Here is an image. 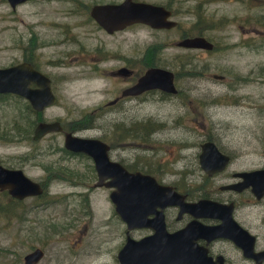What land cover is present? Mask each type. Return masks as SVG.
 <instances>
[{
	"label": "rangeland",
	"instance_id": "rangeland-1",
	"mask_svg": "<svg viewBox=\"0 0 264 264\" xmlns=\"http://www.w3.org/2000/svg\"><path fill=\"white\" fill-rule=\"evenodd\" d=\"M122 1L27 0L12 10L6 0H0V67L16 61L19 34L28 32L46 34L45 39L59 43L64 37L61 28L70 27L85 53L80 56V46L72 43L45 49L42 59L54 62L56 102L40 118L22 103L19 116L15 98L0 101V165L20 169L34 182H39L45 169L50 172L65 163L72 175L67 181L48 183L42 197L15 202L9 211L12 215L1 213L10 206V198L0 192V264H23V257L34 249L43 252L37 264H118L116 254L125 242V225L113 213L109 190L96 189L88 195V208L84 206L86 188L93 183L91 163L81 156L67 158L60 149L62 137L30 142L39 120H58L66 129L79 125L80 137L96 138L110 134L119 121L128 124L130 118L140 127L152 123L160 129L158 135L146 144L133 141L132 148L116 154L130 161H165L171 169L181 164L180 156L193 154L177 150L185 129L192 128L225 135L220 141L247 156L244 166L251 170L264 161V0H140L169 5L179 30L156 34L136 27L114 36L95 31L87 19V6ZM182 31L202 35L216 49L177 48L175 42ZM155 43L168 45L162 51L167 65L162 64L179 73L181 109H176V102L165 105L148 97L152 99L131 102L124 119L112 110L103 114L99 108L116 97L117 85L105 72L114 62L100 65V72L92 71L91 50L102 44L116 54L134 50L140 59L145 48ZM178 62L183 68L178 69ZM213 75L224 80L213 79ZM49 145L59 150H47ZM144 233L129 235L138 239Z\"/></svg>",
	"mask_w": 264,
	"mask_h": 264
},
{
	"label": "flooded vegetation",
	"instance_id": "flooded-vegetation-1",
	"mask_svg": "<svg viewBox=\"0 0 264 264\" xmlns=\"http://www.w3.org/2000/svg\"><path fill=\"white\" fill-rule=\"evenodd\" d=\"M26 2L27 0H25V2L21 3L20 5ZM148 4L162 7L163 9L169 11V19L172 20L173 12L169 5L153 3ZM95 5L102 4L95 3L89 8L87 6V19L88 21H91L92 25H94L95 31L101 32L107 36H114L128 29L136 27H143L149 31L155 32L156 34H162L172 29L177 31L179 30V26L175 21L176 26L171 29H153L147 25L134 24L125 27L122 30L107 33L90 17V10ZM20 22L21 24L24 23L22 21ZM60 32L64 34V37L59 40V43H52L53 40L45 39L46 34L41 36L39 32L38 34L34 32L23 33L21 35L19 34L20 38L16 45V61H12L7 66L0 67V70L12 67L20 68V66H22L28 72L38 73L47 80L48 88L56 99V78L51 72V67L54 62L50 58L44 60L42 59L45 49L56 47L58 45L60 47L65 46L67 43L80 46L77 38L72 34L70 27H63L61 28ZM68 35L72 36L69 37ZM195 36L203 37L200 34ZM195 36H190L189 34L183 32L179 34L178 40L175 42V46L177 47V43L182 39ZM48 39L50 38L48 37ZM165 47H168V45L157 43L149 45L147 48H145L142 57L137 59L134 50H127L124 54H116L104 49V45L96 44V46L90 52L93 53V59L95 60V64L89 65L91 66V70L96 73L100 72L98 71V67L100 65L105 64L106 62H114V64L108 68H105V72L107 77L114 81L117 85L115 95L116 97L106 104H103L99 108L103 114L110 113L112 110V113H116L120 118L124 119L127 115L126 109H128V106L131 102H143L144 100L148 101L149 99H152L148 97H153L155 98L156 103L165 105L176 102V109H181L183 106V90H181V88L176 83L179 73L170 71L168 67H165L162 64V62L165 63V58H163L162 53ZM185 50L204 52V50L199 49ZM78 53L80 56L85 54L81 46L78 50ZM183 66V63L178 62V69L183 68ZM150 69H159L169 72L172 75V83L175 88L174 93L166 92L160 89H150L137 96L123 95L125 90L133 87L137 83L138 79ZM23 78L29 82V89H40L37 83L31 81V74L26 73ZM212 78L219 81L224 80V77L217 75H213ZM17 79L20 84V70L19 74L17 75ZM7 98H15L18 101L19 116L20 103L24 104L27 109L29 107L30 111L39 116V118L41 117L42 113L50 108L47 107L40 112H35L31 109L30 103L20 95H14L10 93L0 94V101H3ZM130 119L132 121L128 124L123 123V121H119L116 124L115 129L110 134L103 133L98 138L87 136L80 137L77 132H79L82 128H80L79 125H74V128L69 127L66 129L58 120H39L36 122L29 139L30 142L39 143L52 135L62 137V146L59 147L67 158L81 156L85 157L91 163L93 183L86 188L83 198L86 209L89 205V194H93L96 189H106L110 191L108 193L109 198L112 189L105 188L104 186H96V184L99 182L98 175L90 157L82 153H73L65 149L64 135L66 133L75 137L95 139L104 143L108 147L107 156L111 162L119 164L131 174H140L142 176L149 177L156 185L169 187L172 189V191L177 193L179 200H177L176 204L168 205L162 208L158 205L148 208V212L151 213L147 215L146 220L149 223H152L155 219H157V221L162 219L167 233H175L177 231L183 230L189 225L204 228L218 227L220 229V237L212 239V235L207 233L196 240V244L207 249L208 255L212 257L214 261H221L223 264H264V161L260 162V166L254 170H251L249 166H244V163L246 162L244 159L247 156H244V154L238 150L236 146L228 145L226 147L222 143V140L220 141V137L225 135L215 133V130L208 128L185 129L186 136H183L185 139L178 142L177 150L179 153L183 151H192L193 154L189 158L185 154L180 156L183 161L176 169H171V167L168 166V162L165 161L125 160L116 153H121L125 150V148H130V144L133 141L137 142V140H139L142 142V144H146L148 141H150V139H152V137L158 135L161 132L159 128H154L152 126L147 128L148 130H145L138 126V124L134 121L135 119ZM53 122L59 123L61 127L60 132H51L44 135L39 140H33V131L39 123ZM16 132L20 137V130L18 132L16 129ZM207 145H213L214 147L208 146L207 149H203V147ZM47 150L56 151L59 150V148L54 145H49ZM112 153L116 155V158L111 156ZM33 157L34 154L28 158ZM224 159H226V161ZM65 164L67 165L68 163ZM66 165H60L62 168L58 167L50 170V172H47L46 169L44 170V176L40 178L39 182H35L43 189L41 196L45 195V189L48 183L52 181H67L70 179L72 175L69 173H71V171L70 168L66 167ZM169 165L171 166L172 164ZM254 171H260V174L253 178L247 175ZM109 181L110 178H107L101 183L106 184ZM113 213L118 218V220L121 221L119 216L114 211V206ZM130 232H145L143 236L139 237L138 239H134L140 240L143 237L151 235L153 230L150 228H135ZM250 247L253 248L254 255H257L256 258L247 257L245 255V250L249 249Z\"/></svg>",
	"mask_w": 264,
	"mask_h": 264
},
{
	"label": "water",
	"instance_id": "water-1",
	"mask_svg": "<svg viewBox=\"0 0 264 264\" xmlns=\"http://www.w3.org/2000/svg\"><path fill=\"white\" fill-rule=\"evenodd\" d=\"M14 9L25 0H6ZM90 17L107 33L124 29L134 24L147 25L153 29H171L176 23L169 19L170 12L162 7L144 2L123 0L119 4L95 5L90 10ZM185 49L212 51L213 43L203 37L184 38L177 43ZM20 70V84L17 75ZM28 73L39 90L28 88L29 82L23 78ZM150 89H160L174 93L172 75L164 70L150 69L140 77L137 83L124 91L123 95L137 96ZM10 93L26 99L35 112H40L55 103L47 80L38 73L28 72L22 66L0 70V94ZM58 122L39 123L33 131V140H39L51 132H60ZM207 145L203 149H207ZM65 149L73 153H82L93 161L99 182L97 187L112 189L109 199L115 213L125 225V242L116 254L118 264H223L214 261L208 250L196 244V240L210 233L212 239L220 237V229L204 228L189 225L175 233H167L162 219L146 220L148 208L158 205L165 207L176 204L179 197L169 187L158 186L149 177L131 174L122 166L108 159V147L95 139H87L64 135ZM214 147V146H213ZM226 161V159H224ZM208 170V168H207ZM260 171L251 172V178L257 177ZM110 178L106 184L101 182ZM0 192H6L14 200L21 201L30 197H38L43 193L41 186L28 179L20 170H9L0 166ZM197 206V205H194ZM138 228H150L153 233L140 240H134L129 232ZM203 233V234H202ZM247 257L256 258L253 248L245 250ZM43 257L40 249H34L23 257V264H37Z\"/></svg>",
	"mask_w": 264,
	"mask_h": 264
},
{
	"label": "trees",
	"instance_id": "trees-1",
	"mask_svg": "<svg viewBox=\"0 0 264 264\" xmlns=\"http://www.w3.org/2000/svg\"><path fill=\"white\" fill-rule=\"evenodd\" d=\"M28 109H29V107H28ZM138 126H139V125H138ZM150 126H152V127H154V128H157V126L153 125L152 123L142 124V127H141V128H143V129H145V130H148L147 128H149ZM41 197H42V196H41ZM15 202H16V201L10 199V206H9V207H6V211H5V212H1V213H6V214H8V215H12L13 212H9V211H11V210L13 209V205L15 204ZM1 209H3V208H1Z\"/></svg>",
	"mask_w": 264,
	"mask_h": 264
}]
</instances>
